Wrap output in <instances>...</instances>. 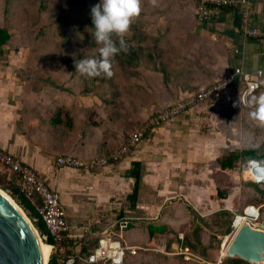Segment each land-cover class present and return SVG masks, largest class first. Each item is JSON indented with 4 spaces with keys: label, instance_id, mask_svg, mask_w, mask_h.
Returning a JSON list of instances; mask_svg holds the SVG:
<instances>
[{
    "label": "rangeland",
    "instance_id": "1",
    "mask_svg": "<svg viewBox=\"0 0 264 264\" xmlns=\"http://www.w3.org/2000/svg\"><path fill=\"white\" fill-rule=\"evenodd\" d=\"M97 2L0 0V27L8 28L12 35L11 42L0 53V73L20 83L22 90L35 92L37 97L42 86L46 90H66V93L72 90L77 94L91 90V77H79L80 73H75V64L85 51L86 58H98L100 45L87 47L89 43H83L85 35L73 31V28L85 21L91 5ZM195 3L196 0H140V6L144 9L142 17L145 15L148 18L144 24L154 25L156 17H163L160 13L162 9L178 12L183 6L191 11ZM99 77L105 79L106 75ZM50 80L55 83L54 87ZM96 87L100 90L107 88L105 83L93 88ZM238 100L239 94L235 88L227 90L214 102L203 103L177 116L163 133L152 134L139 146H143L147 157L141 162L142 176L150 182L146 184L149 189L142 193L139 204L150 206L158 213L126 209V216L138 219L130 220L131 226L122 234V238L127 245H141L149 250L128 258L125 264H200L166 255L174 251L172 249L176 246L173 244L178 243L167 233L130 241V238L137 237L136 232L138 235L146 233L149 225L158 226L157 217L165 207L177 204L180 205L179 209L190 210L191 223L180 235L184 236V241L194 254L208 262L217 259L224 237L231 233H226V230L243 206L252 203L264 212V187L253 185L243 178L242 163L233 170L223 171L219 168L220 159L233 150H257L264 155V127L250 117L252 108L241 103L238 105ZM123 174L124 171L120 169L106 174L111 179L108 184L112 190L107 202L108 214L110 217L113 212L117 215L114 223H109L115 225L116 233V223L121 218L119 204L127 205L128 179L123 186ZM132 185L133 182L131 189ZM7 186L8 183L0 179V189ZM5 193L10 196L8 190ZM96 231V228L91 230L92 234L87 239L75 243L74 249L93 247ZM38 234L41 233L38 231ZM182 248L186 249L184 246ZM227 261L247 264L239 259Z\"/></svg>",
    "mask_w": 264,
    "mask_h": 264
},
{
    "label": "crops",
    "instance_id": "2",
    "mask_svg": "<svg viewBox=\"0 0 264 264\" xmlns=\"http://www.w3.org/2000/svg\"><path fill=\"white\" fill-rule=\"evenodd\" d=\"M247 1L253 9L252 26L264 29V0ZM194 9L195 6L191 8V11L183 6L179 8L178 12H168L162 9L160 12L163 14L162 18L156 17L153 20L154 25L145 24L143 30L146 28L147 32H150L149 29H152L154 35L161 36V41L151 40L146 43V48L142 45L143 50L149 52L145 53L144 51L145 54L142 53L139 56V63L157 64L161 59H165L169 61L167 64L179 67V70L182 67L191 68V75L187 81L192 80V84H201L202 86H210L212 82L226 76L229 71L233 72L235 68L250 73L259 69L264 71V40L245 37L241 34L238 26V11L224 9L218 22L198 24L195 20ZM149 22L151 21L149 20ZM168 22L170 24H167ZM158 23L162 25H158ZM151 50H156V52L152 53ZM158 54L161 56L159 57ZM4 77L5 74L0 73V149L33 168L50 188L59 193L72 237L64 243V251L70 252V254L85 255L92 247L84 250L81 248L76 251L74 249L75 243L91 235V230L93 231L95 228L97 229L94 237L96 240L100 232L109 229L116 220L117 215L114 212L111 217L108 214L107 202L112 190L108 184V180L111 179L106 174L118 169L124 171L122 185L125 186V180L128 179L127 198L132 190L130 184L133 182V179L128 177L131 163L134 161L143 162L142 159L147 160L146 154L142 150L143 146H139L145 138L147 139L152 134L163 133L176 120V117L150 130L142 142L119 162L97 171L59 168L55 164L57 157L63 154H72L82 159L96 158L93 156H96L98 150L106 151L116 146L117 139L119 141L123 139L124 133L114 136L115 134L112 132L105 134L95 128L96 133L92 134L93 128L89 125V119L96 122L101 121L99 115L92 113L94 110L98 111L102 106L100 97L95 93L74 95L64 92L55 97L54 102H51L50 99H44L42 106H40L38 105L40 100H35V92L22 90L20 83H17L13 78ZM186 86L178 82L173 89L171 88L173 91L164 94L162 99L160 98L161 100L144 101L142 98L136 99L132 104L133 107L131 106V112H122L125 115L124 121H119L118 116L117 118L113 115L106 116L110 128L116 131V129L121 128L120 123L122 122L128 124L129 127L131 125L132 131L136 130L137 127L134 126L138 123H140L138 128H141L146 123L144 120L147 116L157 109H161L165 103L173 102V95H185L188 83ZM236 90L238 91V87ZM216 99L217 97L213 100ZM53 107L61 108L59 109L61 110L60 117H58L60 121L57 126L52 125V115L55 113L52 110ZM69 116L73 118L74 126L72 129L65 125ZM139 148L142 151H139ZM114 151L116 150L112 152ZM247 162H243L240 166L243 178L246 176L251 182H256L247 173V166L242 167ZM249 163L254 164L255 162L249 161ZM0 172L4 173L5 170L0 167ZM148 180L142 176L140 182L143 185L150 184ZM126 209H128L127 205L121 206L119 204V213L126 214L128 212ZM137 209L151 210V214L157 212L150 209V206H144L141 203ZM157 218L158 221L165 222L167 227L172 228V230L179 228V222H176L171 216L166 219L161 218V216ZM237 219L242 224L245 218L237 215ZM108 224L110 225L108 226ZM135 235L137 237L135 239L130 238V241L148 237L147 232L139 235L136 232ZM227 243V239H224V244L220 245L217 259L225 253L221 255L224 246L227 247ZM177 244L173 245L177 247ZM224 249L226 250V248Z\"/></svg>",
    "mask_w": 264,
    "mask_h": 264
},
{
    "label": "trees",
    "instance_id": "3",
    "mask_svg": "<svg viewBox=\"0 0 264 264\" xmlns=\"http://www.w3.org/2000/svg\"><path fill=\"white\" fill-rule=\"evenodd\" d=\"M7 3V1H6ZM98 3V2H97ZM94 3L91 5L94 6ZM236 11H238L239 13V9L234 8ZM144 12V9L142 6H140V12L138 14V16L136 18H134V20L132 21V23L130 24L129 30L127 31V33L124 34L123 39L125 41L126 44V50H122L120 51L115 57L114 60L112 62V66H111V71H112V75L110 77L106 76L105 79L101 78L98 76H96L97 78H99V80L96 77H91V81H93L91 87V90H83L82 92L79 91L78 94L81 95H88L90 93H95L97 94L102 102V106L98 109V111L94 110L92 113H96L97 115H99V117H101V121L96 122L95 120H90V124L93 128V130H91L92 134L96 133L95 132V128H98V130H100L102 133L108 134L109 132H112L113 134H115L114 136H119L118 134H123V139H121L119 141V139H117L118 143L116 144V146L109 148V149H113V150H117L121 147L122 144H125L130 135L135 131H132L131 125L130 127L128 126V124L122 122L120 123L121 128L116 129V131L114 129L110 128V123L107 121V117L106 116H110L113 115L115 118H117L118 116V120L119 121H124L125 120V115L122 112H131V106L134 103V101L138 98H142L144 101H151V100H161L162 97L164 96V94L166 93H171L173 90V87L179 82V84L186 86L188 83V89L185 92V95H191V94H196L198 93L200 90L206 88L209 85H201V84H192V80L187 81V79L189 78V76L191 75L190 73V69L188 67H182L179 70V67H176L174 65L171 64H167L169 63V61H166L165 59H161L160 61L157 62V64H152V63H139V56L149 51H145L143 50L146 43L150 42L151 40L156 41V42H160L161 41V36L157 37L156 35H154V31L152 29H149L150 32H147V29L145 28L143 30L144 27V23L146 22L145 20L147 18L142 17V13ZM143 18H145L143 20ZM57 20H59L57 18ZM60 21V20H59ZM240 24V22H239ZM239 26V25H238ZM73 31L81 34L83 33V35H85V39L83 43H89L87 47H91L94 48L96 47L98 44L95 42L94 36H93V28H92V19H91V13L89 11V13L87 14L85 21L83 23L78 24L77 27L73 28ZM12 35L10 34L8 28L6 27H0V53L1 51H3V48L8 45L9 42H11V37ZM112 39L114 42H116L117 46L119 47V39L120 37H118L117 35L113 34L112 35ZM142 45H144V47L142 48ZM146 48V47H145ZM145 51V53H144ZM86 52V51H85ZM83 53V57H81L80 59H85L86 58V53ZM150 52L154 53L156 52V50H151ZM157 54V53H156ZM158 56L160 57L161 54H158ZM79 59V60H80ZM182 70H185V72H182ZM78 71H75V73H77ZM230 73H232V71H229L226 73V76L230 75ZM83 77V75L79 74V77ZM224 76V77H226ZM86 77V76H85ZM185 78V79H183ZM223 78V77H222ZM220 78V79H222ZM183 79V80H182ZM220 79L212 82L210 85L215 84L217 81H219ZM46 84L49 83V81L46 80ZM45 83V82H44ZM103 83H105V86H107L106 89L100 90L99 88H93L94 86H98L101 84L103 85ZM50 84L52 87H54V82H52L50 80ZM235 89L239 86L238 82H235ZM187 87V86H186ZM39 88V86H38ZM41 88L43 89H39L38 91V97L35 95V100H40V102H38V105L42 106L44 99L45 100H52L51 102H54L55 97H58V95L64 93L65 91H52V89H44V86H42ZM55 88H58L55 86ZM172 88V89H171ZM60 90V89H59ZM62 90V89H61ZM70 94H77L75 91H70L68 90ZM170 91V92H169ZM33 92V91H31ZM60 92V93H59ZM260 93H264V91H259L256 92L254 95H259ZM184 96V95H182ZM182 96H178V95H173L172 101L171 103H165L163 105V107L161 109H157V111L151 113L149 116L146 117V119L144 120L147 121L149 117L154 116L158 113H160L161 111H163L165 108L169 107L171 104L175 103L176 101L180 100V98ZM161 98V99H160ZM208 103L210 102H214V100H209L207 101ZM130 106V107H128ZM133 107V106H132ZM57 107H53L52 110L53 112H55L52 116V125L53 126H57L58 122L60 121V119H58V117H60V112L61 108H57ZM129 108V109H128ZM51 110V111H52ZM55 110V111H54ZM131 110V111H130ZM137 117V116H136ZM134 119V118H133ZM73 118H68L67 122L65 123L66 126H68V128L72 129L74 126V123H72ZM136 121V118H135ZM138 122V119H137ZM140 122V121H139ZM135 125V123H134ZM133 126V124H132ZM140 126V123H138L136 126V129H138V127ZM111 129V130H110ZM123 141V143H121ZM121 143V144H120ZM107 149L106 151L98 150V152L96 153V156L93 157H99V156H107L109 155L113 150H109ZM109 150V151H108ZM63 155H72V154H63ZM62 156V155H61ZM247 161H254L256 163H258L260 166H264V155L258 153L257 150H233L229 153H227L226 155H224L220 161H219V168L221 170H233L237 167L238 164H241L243 162H247ZM142 163L138 162V161H134L131 163V169L130 171H128V177L132 178L133 180V186H132V190L131 193L127 196L126 198V202H127V206L130 208V210H136L137 206L139 204V202H141V195L142 193H145V191L149 188L145 187L146 185H143L142 182H140V180L142 179ZM96 171L99 169H95ZM245 180L250 181L249 179H247L246 176H244ZM0 179L4 180L8 183L7 187H2L3 191H9L10 196L16 201V203L25 211V213L27 214L28 218L31 219V221L34 223V226L36 227V229L43 235H47V230L45 225L42 223V221L40 220V217L38 216L36 209L34 208V206L31 204V202L26 199L23 195H21L19 193V189H18V178L16 175H9L4 172L1 173L0 172ZM253 185H260L264 187V183L261 182H252ZM37 204L39 203L38 200L35 201ZM248 205H252V203H248L245 206L242 207V209L239 211V216L243 211V209L248 206ZM180 205L174 204L168 207H165L164 209H162V211L160 212L159 216H161V218H168V217H172L174 220H176V222L178 221L179 225H178V229H174L172 230V228L167 227V225L165 224V222H162L161 220L158 221L159 225L155 226V225H149L147 227V233H148V237L152 238L154 235H158V234H164L167 233L170 236H173V238L175 239L176 242H178V244H180L181 246L186 247V249L191 251L190 246L184 241V236L183 239L180 240L179 239V232H185L186 230V226H189L191 223V215H190V210L189 209H179ZM139 210V209H138ZM261 214L263 216L264 212L261 210ZM121 219H126L129 221V227L125 230L127 231L130 226V220L135 219L137 220L138 218L135 217H128L126 216L124 213H120L119 214ZM234 217L231 220V223L233 221ZM230 223V225H231ZM235 228L238 229V227L241 224V221L239 219H235ZM118 229V227H117ZM124 231V232H125ZM202 232V231H201ZM230 232V226L229 229L226 230V233ZM178 235V236H176ZM97 238V237H96ZM171 239V238H170ZM224 239H227V242H229V238L228 236H225ZM224 239L222 242V245L224 244ZM67 241V240H66ZM66 241L64 243H66ZM141 241V240H140ZM138 241V242H140ZM203 242V241H202ZM46 244L48 245H54V241L52 240L51 237H48V239L45 241ZM64 243H61L63 246L62 248H58L55 247L52 250V255H50V259H49V263L48 264H60V260L65 258L67 255H70V252H66L64 251L63 247L65 246ZM96 243V240H95ZM94 244V243H93ZM204 244V243H202ZM192 252V251H191ZM73 253H71L72 255ZM138 255V254H137ZM133 256L127 254L124 258V264L126 263L128 258H131ZM180 257V256H177ZM182 258V257H180ZM80 260H78L77 258V262H79ZM189 262V261H187ZM194 263H198L196 261H191ZM200 263V262H199Z\"/></svg>",
    "mask_w": 264,
    "mask_h": 264
},
{
    "label": "built area",
    "instance_id": "4",
    "mask_svg": "<svg viewBox=\"0 0 264 264\" xmlns=\"http://www.w3.org/2000/svg\"><path fill=\"white\" fill-rule=\"evenodd\" d=\"M239 9V30L242 35L249 38L264 40V29L252 26L253 9L247 0H197L194 14L198 24L207 22H218L222 16L224 9ZM237 52V50H235ZM235 82L239 83L238 94L243 97L246 93L250 97L256 92L264 91V71L259 69L254 73L243 71L235 68L230 75L223 77L215 84L200 90L196 94L184 95L180 100L171 104L160 113L148 118L146 123L136 129L129 137L128 141L118 150L112 152L108 156L96 157L90 159H82L73 155H62L56 158L55 164L59 168H71L76 170H95L105 168L108 165L119 162L130 154L145 138L146 134L165 122H169L174 117L182 115L189 109L213 100L223 92L235 87ZM245 106L243 103H241ZM247 107V106H246ZM254 162V161H252ZM249 161L242 165H249ZM257 169L263 168L258 163H254ZM0 167L10 175H16L18 180L19 193L28 199L36 209L40 220L45 225L47 235L40 234L41 240L46 241L51 237L54 241L52 250L55 247L62 248V244L70 236V226L66 220L65 211L61 203L60 195L57 191L50 188L45 180L31 167L23 164L18 158L0 149ZM260 167V168H259ZM263 169H260L262 171ZM257 182L264 183L258 180ZM38 200L37 204L35 201ZM245 218L246 222L259 226L263 216L261 207L255 205L246 206L240 214ZM230 225V238L235 228V219ZM117 233L114 231L115 225L109 229L100 232L96 238V243L92 249L84 254H70L60 260V264H124V258L127 254L135 256L140 252L149 250L148 247L141 245H127L122 238V234L129 227V221L120 219L116 223ZM180 240L182 235L178 236ZM170 256H180L185 261H196L200 264H233L219 257L214 262L204 260L200 255H196L188 249H183L177 244ZM80 260L79 262H77Z\"/></svg>",
    "mask_w": 264,
    "mask_h": 264
},
{
    "label": "water",
    "instance_id": "5",
    "mask_svg": "<svg viewBox=\"0 0 264 264\" xmlns=\"http://www.w3.org/2000/svg\"><path fill=\"white\" fill-rule=\"evenodd\" d=\"M37 243L32 227L0 192V264H44ZM226 246L225 260L264 264V214L259 226L245 221Z\"/></svg>",
    "mask_w": 264,
    "mask_h": 264
},
{
    "label": "clouds",
    "instance_id": "6",
    "mask_svg": "<svg viewBox=\"0 0 264 264\" xmlns=\"http://www.w3.org/2000/svg\"><path fill=\"white\" fill-rule=\"evenodd\" d=\"M139 12L140 0H98V3L91 7L90 13L93 36L95 42L100 45L99 57L80 59L75 64L76 71L87 77L101 74L110 77L114 57L120 51L126 50L123 36ZM113 34L120 37L119 47L112 39ZM237 103L251 107L250 117L264 127V93L250 97L247 93L243 97L239 95Z\"/></svg>",
    "mask_w": 264,
    "mask_h": 264
},
{
    "label": "bare ground",
    "instance_id": "7",
    "mask_svg": "<svg viewBox=\"0 0 264 264\" xmlns=\"http://www.w3.org/2000/svg\"><path fill=\"white\" fill-rule=\"evenodd\" d=\"M247 173L249 174V176L254 180V181H263L264 182V170L260 171V169L256 168L255 164H249L247 165ZM0 192H2L5 196H7L9 198V200L12 202V204L15 206V208L17 209V211H19V213L23 216V218L25 219V221L29 224V226L32 227V229L34 230L36 239L38 241L37 244H39L40 247V251H41V256L43 259V263L46 264L48 259H49V255H50V251H51V245L46 244L44 241L41 240L40 235L38 234V231L35 229V227L32 225L31 220L27 217V215L25 214V212L23 211V209L8 195L5 193V191H3L2 189H0ZM245 222V219H243ZM243 222V223H244ZM242 223V224H243ZM240 224V226L242 225ZM239 226V227H240ZM238 227V228H239ZM226 253V250L223 249L221 252V255L223 253ZM225 253L222 255V257H224Z\"/></svg>",
    "mask_w": 264,
    "mask_h": 264
}]
</instances>
